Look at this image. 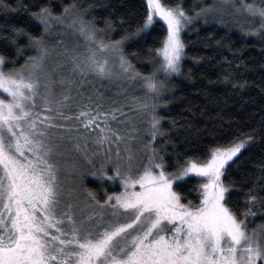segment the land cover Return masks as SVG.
<instances>
[{
    "label": "snow or ice",
    "instance_id": "obj_1",
    "mask_svg": "<svg viewBox=\"0 0 264 264\" xmlns=\"http://www.w3.org/2000/svg\"><path fill=\"white\" fill-rule=\"evenodd\" d=\"M146 6L137 34L158 21L166 27L161 46L149 49L148 74L137 71L128 58L127 36L105 39L111 23L98 27L87 8L76 3L60 15L46 7L33 13L44 33L28 37L36 55L24 64L15 67L0 55V264H264V223L249 228L247 218L255 213L238 214L230 206L231 187L225 183L230 162L251 137L210 145L202 157L177 159L173 171L154 147L157 138L165 136L157 109L166 105V79L181 72L185 48L181 33L194 17L167 0H146ZM7 7L0 0V8ZM235 10L259 21L258 31L264 33V0H239ZM218 11L209 4L196 16ZM53 24H66L87 44L83 53L65 49L70 79H54L47 68L52 48L46 36ZM89 77L124 80L144 91V98L134 96L127 106L146 118L140 121L146 124L147 141L142 144L146 162L133 164L125 135L109 122L117 120V113L126 116L123 107L106 109L100 96L94 100L79 93ZM57 83L59 96L54 90ZM73 88L81 96L79 102ZM60 129L68 135H57ZM131 130L138 131L134 125ZM73 131L84 150L81 142L75 147L88 164L97 155L86 149L89 137L99 146H109L99 171L110 181L118 180L122 188L111 194L105 191L103 202L86 190L92 209L87 216L73 211L75 188L65 185L58 163L61 144L73 139ZM121 142L126 144L124 156ZM108 165L112 176H107ZM193 175L200 178L198 204L179 190L178 182ZM257 202L264 207V197L249 190L246 203Z\"/></svg>",
    "mask_w": 264,
    "mask_h": 264
},
{
    "label": "trees",
    "instance_id": "obj_2",
    "mask_svg": "<svg viewBox=\"0 0 264 264\" xmlns=\"http://www.w3.org/2000/svg\"><path fill=\"white\" fill-rule=\"evenodd\" d=\"M4 3L8 7L0 8V55L15 67L36 55L28 37L44 33L33 15L40 8L60 15L64 8L76 3L87 8L89 18L98 27L105 28L106 22H110L105 39L127 36L125 52L136 70L145 74L152 71L149 49L160 47L166 36V28L159 21L150 30L137 34L146 14V0H4ZM167 3H179L194 18L181 33L185 44L181 72L166 81V105L157 109L163 118L161 127L165 136L158 137L154 146L169 165L168 171H173L171 165L177 159L202 157L210 145L251 137L234 162H230L225 183L231 187L230 206L238 214L249 210L255 213L247 218L249 228H254L264 223V207L259 202L246 203L249 190L264 197V33L257 38L249 37L219 11L197 17L201 8L214 6L213 0H167ZM52 43L58 44L57 39ZM78 45L68 41L64 49L81 52L84 46ZM51 48L52 53L57 51ZM72 126L78 124L73 122ZM120 132L124 135V131ZM94 170L85 172V194L86 190H92L98 195L96 182L104 181L103 177L95 176ZM199 183V177L180 182L179 190L194 204L199 203ZM101 187L108 194L122 190L108 182ZM87 201L88 198L84 205Z\"/></svg>",
    "mask_w": 264,
    "mask_h": 264
},
{
    "label": "rangeland",
    "instance_id": "obj_3",
    "mask_svg": "<svg viewBox=\"0 0 264 264\" xmlns=\"http://www.w3.org/2000/svg\"><path fill=\"white\" fill-rule=\"evenodd\" d=\"M213 1H214V7H218L220 9L219 14L222 13V15H225V17H229L231 19V23L235 24V26H237L240 32L244 33L249 37H254V38H257L261 34L258 31L259 21L250 19L247 15L243 13L236 12L235 9L239 7V0H231V2L227 4L224 2V0H213ZM248 2H252V0H248ZM257 3H259V0H257ZM58 38H61L63 40L60 41L58 40ZM46 39H47V43L49 42L50 44L54 41V39H57V43L59 44L58 45L52 43L50 45V48L53 47L57 51L51 54L47 62L48 71L52 73L54 79L59 80L60 77H66L70 79L71 63L69 61V57L64 54L65 52L64 48H66V42L68 41L75 42L76 45L79 44L78 45L79 48L80 45L84 46L83 50H81V52L79 51V53L85 52L87 48L86 42L76 31L68 27L66 24L65 25L53 24L49 28ZM72 50H69V52H71ZM50 59H52L55 63H53ZM174 75L176 76L178 74H173L167 77L166 81L168 82L169 79L174 77ZM162 79H164V77H162ZM54 90L57 96H59L61 93V87L58 83L55 85ZM78 91L83 97L92 96L94 100L96 99L97 96H100L102 98L104 108L106 109L123 107V111L126 114V116L118 115L116 121L110 120L109 122L112 127L114 128L119 127V129L124 131L127 147L131 148L134 154L133 164L135 165V164H140L142 162H146L144 161V153L142 151V144L147 141V136L145 135L146 124H142L140 122L142 119H146V118L136 114L133 111H130L129 107L127 106L128 101H126L134 96L144 98L145 94L144 91L140 88V86H138L137 84L125 83L119 79L108 81V80H99L93 77H89L86 81L82 83ZM72 95L76 97L77 102L81 100V96L77 95L76 88H73ZM83 102L87 103L86 100H84ZM37 103L39 104V101ZM36 110L38 112L42 111L40 107H37ZM43 114L49 115V113L47 112H43ZM123 120H127L129 122L123 124L118 123L119 121H123ZM133 125L138 131L133 132L131 130ZM56 131H57V135H68L64 132L63 129ZM70 135L73 137V139L66 140L64 143L61 144V148H60L61 156L58 158V163H60L62 168L61 179L63 180L65 185L69 188H75V192L73 193L72 196V202L74 206H81L84 203L85 199H87L83 189L85 186V182L87 180V178L84 177L86 175L85 172H87L88 170L96 169L94 170L95 176L97 177L101 176L103 177L104 181L106 180L105 182L114 183L115 185L121 188V185L118 180L110 181L106 178L105 175H102L101 172L99 171L101 164L104 163L105 151L109 146L107 144L103 146H99L95 144L94 140L91 137H89V142L86 145V149L90 155L91 153H97V155L92 156L91 157L92 163L88 164L84 161V159L80 155V152L77 151L75 147V144L77 142H81V151H83L84 145L82 144V141H78L76 139L77 133L75 131L70 133ZM131 137H135V139H132ZM126 144L125 142L120 143V151L122 156L126 155L124 151ZM111 149L112 152L115 153L116 145L115 144L111 145ZM108 169L109 170L107 171V176H112L113 172L111 170L110 165H108ZM74 172L78 173V175H73ZM194 177L195 176L193 175L189 178H194ZM186 179L188 178H185V180ZM104 181L102 179L98 180L96 182L97 186L98 187L103 186V184L105 183ZM95 188H90V189H95ZM77 214L80 215V213Z\"/></svg>",
    "mask_w": 264,
    "mask_h": 264
},
{
    "label": "flooded vegetation",
    "instance_id": "obj_4",
    "mask_svg": "<svg viewBox=\"0 0 264 264\" xmlns=\"http://www.w3.org/2000/svg\"><path fill=\"white\" fill-rule=\"evenodd\" d=\"M96 189L98 190V195H96V198L99 199V200H101V202H103L104 194H105L104 190L102 189V187H98ZM90 203H91V201L88 199V201H87V203L85 205L83 203L79 207L78 206H75L74 209H73V211H75L76 213H80L79 216H87L92 211V209L89 207Z\"/></svg>",
    "mask_w": 264,
    "mask_h": 264
}]
</instances>
